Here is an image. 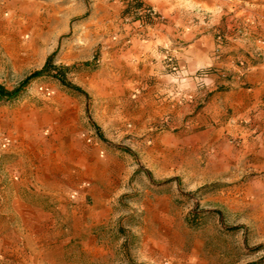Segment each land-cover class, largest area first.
Instances as JSON below:
<instances>
[{"label":"rangeland","instance_id":"374dc122","mask_svg":"<svg viewBox=\"0 0 264 264\" xmlns=\"http://www.w3.org/2000/svg\"><path fill=\"white\" fill-rule=\"evenodd\" d=\"M138 2L0 0V86L52 56L82 92L0 101V172L61 194L48 231L92 240L87 264H264V0Z\"/></svg>","mask_w":264,"mask_h":264},{"label":"crops","instance_id":"0c3cea01","mask_svg":"<svg viewBox=\"0 0 264 264\" xmlns=\"http://www.w3.org/2000/svg\"><path fill=\"white\" fill-rule=\"evenodd\" d=\"M248 15L252 33L264 35V14ZM21 163L25 167L21 171L4 166L0 172V239L7 236V242L24 241L27 254L21 264H87L88 259L95 263L98 256L92 240L74 237L68 242L48 231L49 227L57 231L65 223L60 216L65 211L64 199L59 192L36 186L34 180L38 178L27 172L26 160ZM3 263L14 264L8 259Z\"/></svg>","mask_w":264,"mask_h":264},{"label":"trees","instance_id":"16d2710c","mask_svg":"<svg viewBox=\"0 0 264 264\" xmlns=\"http://www.w3.org/2000/svg\"><path fill=\"white\" fill-rule=\"evenodd\" d=\"M136 3L137 5H139L138 0H136ZM51 59L52 56H49L45 61L42 69L31 74L28 78H26L23 82H21V84L17 88L8 91L4 87L0 86V101L15 100L16 98L19 97L23 88L31 80H35L42 76L52 78L55 81L59 82L60 84L69 87L72 91L82 94V92L78 88H76L75 86H71L69 83H67L66 70L64 68L54 66L52 64Z\"/></svg>","mask_w":264,"mask_h":264}]
</instances>
